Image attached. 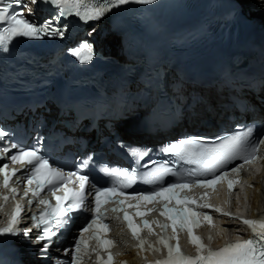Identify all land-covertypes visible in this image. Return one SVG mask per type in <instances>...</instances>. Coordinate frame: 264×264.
<instances>
[{
  "label": "snow or ice",
  "instance_id": "obj_1",
  "mask_svg": "<svg viewBox=\"0 0 264 264\" xmlns=\"http://www.w3.org/2000/svg\"><path fill=\"white\" fill-rule=\"evenodd\" d=\"M16 2L19 3V0ZM38 2L39 0H31L32 4ZM46 2L57 9V14L43 23H33L26 19L22 13L12 11L9 6L0 7V51L8 52L9 45L16 38L35 40L45 37L64 38L69 25L67 23L62 24L61 20L68 16L74 15L86 22L99 20L112 8L127 4L151 5L155 3V0H105L103 3H94L91 0H46ZM29 14H31V9H29ZM70 52L82 64L90 62L94 56L93 49L87 41L79 47L71 49ZM255 132L254 127H247L232 134L215 138L194 135L161 147V152L170 154L186 164L195 165V167L186 169L183 175H178L167 167L168 161H165L163 164L157 165L156 172H159L161 177L170 173L177 177L176 181L166 185L158 184L154 190L141 191L135 195H127L124 190L132 188L133 183H135L137 179L136 168L129 170L103 166L101 171L110 178V182L107 183V186H97L90 181L88 174L83 173L84 168H87L92 162L91 156L85 159L76 171L65 173L63 169L54 167L50 160L42 154V144L40 147L25 148L18 143H12L10 147H5L2 151L7 154L11 149H15V153L11 154L8 159L12 164L19 163L25 168L22 174L26 181L23 197H27L31 193L33 198H38L42 191L47 190L56 201L53 206L49 200L39 199V204L43 205V210L39 215L33 214L31 216L32 227L41 229V234L36 237L34 243L39 244L46 241L40 249L41 257L47 258L48 249L52 243L51 238L55 237L60 229L72 222L73 216L71 214L87 211L85 189L91 183V219L87 220L85 226L80 229V236L75 238L72 250L69 252L68 249H65V255L70 254L71 260L69 262L61 261L60 264H81L83 257L88 254L90 241H95L93 251L97 254V264H113L110 249L114 246V241L104 238L109 230L107 223H105V212L101 210L105 203L116 205L110 211L123 212V220L133 239L138 241L137 247L141 251L144 250L147 241L139 236V231L147 229L149 235H156V246L154 247L149 243L148 249L159 252L163 247L166 249V256L162 260L155 261L154 264H264V217L257 219L235 218L248 227L252 237L225 244L219 249H212L205 245L201 237L193 234V230L201 224L198 217L202 216L203 220L211 221L209 213H201L197 209L214 207L199 201L207 200L218 183H224L228 191L231 192L237 181L230 177L239 175L240 169L244 165L254 162L258 156L260 159H264V153H261V146H264V136H254ZM9 135L10 133L7 131L0 129V141H4ZM38 144H40L39 140ZM150 151L151 149L132 148L130 154L137 157L136 162L139 164ZM235 161H241V163L234 164ZM233 164L234 166L229 168V165ZM16 174L17 170L9 169L7 163L0 166V176L3 177L0 186L7 189L13 197L17 195L18 189L10 186V180ZM150 175L155 176L156 173ZM145 182L156 183V180ZM69 184L74 186L70 188L68 187ZM192 187L204 189V195L202 197L187 195L186 193ZM57 193L63 194L57 195ZM166 193L167 196H165ZM113 196L116 199H113ZM2 198L5 202L9 199L7 195ZM126 200H135L137 203L136 205H126ZM32 202L29 200V205ZM141 203L158 204L159 214L164 217V220L149 221L142 219L139 224H134L129 217L127 207L138 208ZM177 205L180 207L178 208ZM156 210L154 208L148 209V211ZM214 210L221 213L219 207H214ZM21 211L22 205L17 204L7 226L0 228V236L20 235L21 230L15 226ZM133 215L143 217L146 213L135 211ZM222 215L231 216L227 212H223ZM153 224L160 229L158 234L153 233ZM53 225L55 230H53ZM41 226L43 227L41 228ZM22 231L23 238L30 237L31 229ZM86 232L91 233L87 238L84 236ZM178 232L187 234L188 243L195 248V255H186L181 251L178 243ZM173 241L177 242L173 243ZM102 251L108 253L106 259L100 256Z\"/></svg>",
  "mask_w": 264,
  "mask_h": 264
},
{
  "label": "bare ground",
  "instance_id": "obj_2",
  "mask_svg": "<svg viewBox=\"0 0 264 264\" xmlns=\"http://www.w3.org/2000/svg\"><path fill=\"white\" fill-rule=\"evenodd\" d=\"M242 5L243 10L249 13V16H255L262 23H264V0H238ZM108 45L113 48L116 43L113 37H107ZM187 92H190L192 97H200L199 99H193L189 109L184 113L181 120L175 125L169 128L166 132H155V134H147L145 132H133L128 130L129 125L126 121L120 122L117 127L119 133L123 139L126 141H139V142H152L155 138H163L164 134H168L169 137L176 134L180 129L186 128V130H191L192 128H200L203 130H211L215 122L224 119L225 115L228 114V110L224 108L228 101L226 99V94L223 92H214L213 89L209 88H188ZM244 102H242L243 109H232L231 114L241 115V116H258L264 119V86L254 93H249L244 96ZM138 111V110H137ZM204 120L203 125H199V121ZM251 183L245 189L246 202L249 205V209L253 208L259 209L264 208V168L259 175L250 177ZM26 215L21 214L18 220V225L25 222ZM237 226L230 219H224L220 224V230L222 233L237 232ZM123 241V245L120 246V251L127 249V254L125 257L133 260V250L128 248ZM132 257V258H131ZM139 259V256H137Z\"/></svg>",
  "mask_w": 264,
  "mask_h": 264
}]
</instances>
